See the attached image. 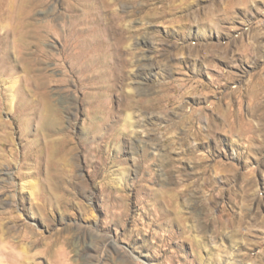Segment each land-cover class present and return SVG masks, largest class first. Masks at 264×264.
<instances>
[{"label":"rangeland","instance_id":"obj_1","mask_svg":"<svg viewBox=\"0 0 264 264\" xmlns=\"http://www.w3.org/2000/svg\"><path fill=\"white\" fill-rule=\"evenodd\" d=\"M20 1L0 0V264H264V0L119 2L118 12L132 10L133 41L121 56L124 78L99 91L114 109L116 95L149 106L120 113L117 125L128 113L132 125L109 142L97 139L94 165L81 152L87 105L73 75L60 83L55 60L56 18L80 13L66 12L64 0H40L28 27L13 11ZM34 75L43 85L33 97L46 93L62 117L53 136L73 139L64 159L45 140L37 158L25 148L32 138L16 92ZM192 110L217 122L229 114L224 130L236 131L202 141L200 165L180 144L187 135L179 122ZM27 164L40 168L24 178ZM51 177L62 191H50Z\"/></svg>","mask_w":264,"mask_h":264},{"label":"bare ground","instance_id":"obj_2","mask_svg":"<svg viewBox=\"0 0 264 264\" xmlns=\"http://www.w3.org/2000/svg\"><path fill=\"white\" fill-rule=\"evenodd\" d=\"M119 2L123 3L125 1L64 0L62 4L65 11L73 15L79 12L80 14L77 16L78 19L65 21L64 19L69 17V15L65 13H60L56 18L58 26L62 29V34L58 36L60 43L59 50L55 54V60L61 65V70L64 73V78L59 81L63 84L67 82L65 76L73 75L77 87L75 93L81 95V100L87 105L83 110L88 123L82 127L84 138L81 152L84 153V160L92 165L96 162V160L93 159H96L100 155L102 149L97 139L109 142L110 137L118 133L121 134L126 130L124 126L132 125L130 113L126 115V120H123V124L117 125L119 121H122V119H120V113H125L132 107L146 108L149 106L147 101L136 100L134 98L125 100L120 99V96L116 95L114 96V105L118 102L119 108L114 109L113 106L110 105L111 101L106 98L108 96L107 93L99 91L100 89H105L109 92L110 88L115 85L117 81L124 78V69L127 67V63L121 56L124 52L129 50L133 41V30L129 24L132 10L118 12L115 7ZM40 3V0H21L13 11L17 16L25 20L28 27H31L32 21L30 16L33 15ZM1 9L0 2V17L3 15V10ZM52 31L55 33V25H53ZM1 37L3 38V36ZM35 60L33 62H35ZM25 74L28 76L29 72ZM22 80L24 84H22L21 89L16 92L18 104L15 107V111L21 121V127L24 129V133L30 135L32 138L25 142V148L29 149L31 157L37 158L38 155H42L41 151L39 154L37 149L41 150L40 143L45 140L51 154L54 153L64 159L71 154L74 147H70L73 139L69 135L64 136V138L53 136L54 133L63 130L62 117L60 116L59 110L47 99L45 96L46 93H39L40 99H35L33 97V93L43 85L40 82L42 79H40L38 75L28 78L23 77ZM70 98L69 96H64L62 100H70ZM208 107L212 108L215 112L221 111L218 103L209 104ZM192 112L193 110L187 112V115L182 117L179 122V124L184 127V131L187 135L186 138L184 136V140L181 141L180 144L187 146L188 152L196 153L194 157L190 159L199 161L197 163L200 165L205 156L198 154L196 151L202 141L211 138L214 132L221 131L228 134L229 132L231 133V131H236L231 129H227V131L224 130L225 126L230 128L229 119L231 115L229 114H224L223 112L222 121L217 122L214 118L206 117L203 110H199L196 113ZM203 120H205V122H202ZM192 122H195V125L197 123L198 126L195 127ZM105 128H109L111 133L109 134L103 131ZM237 129L239 130V128ZM2 142L3 139H0V146L3 145ZM175 144L176 142L169 141L168 146L174 147ZM115 145H117V143H115ZM214 145L218 147L217 142H215ZM2 150L1 148L0 151ZM0 156H4L3 151L0 153ZM146 159L143 153L139 162L136 161L135 163L134 161V164L143 163ZM154 159L156 160V158ZM26 166L30 168L31 171L22 173L21 176H24V178L36 175L40 168L36 167L37 165L31 166L27 164ZM213 167L225 169V166L219 162H216ZM49 168L52 167L49 166ZM59 181L64 182V180ZM49 189L52 192L56 190L62 191L63 186L59 185L56 187L53 185V177H51ZM159 195L160 193H154V197H156L154 201L155 205L158 206L161 214H166L167 208L165 209V203L158 197ZM160 217L159 220H161Z\"/></svg>","mask_w":264,"mask_h":264}]
</instances>
